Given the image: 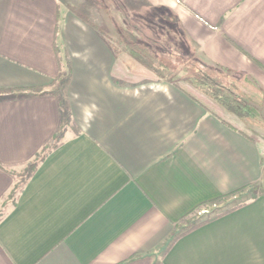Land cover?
<instances>
[{
    "label": "crops",
    "instance_id": "obj_1",
    "mask_svg": "<svg viewBox=\"0 0 264 264\" xmlns=\"http://www.w3.org/2000/svg\"><path fill=\"white\" fill-rule=\"evenodd\" d=\"M111 5L114 33L173 77L62 0H0V264H264V193L192 222L263 179L264 0ZM182 75L219 80L237 107Z\"/></svg>",
    "mask_w": 264,
    "mask_h": 264
},
{
    "label": "trees",
    "instance_id": "obj_2",
    "mask_svg": "<svg viewBox=\"0 0 264 264\" xmlns=\"http://www.w3.org/2000/svg\"><path fill=\"white\" fill-rule=\"evenodd\" d=\"M66 6L73 11L77 16L82 18L88 25L92 27L95 31L107 37V40L112 44L116 45L119 49L129 52L133 55L136 60L150 69L157 78L162 79L164 77H173L164 75L163 71L167 64L162 60L154 57L149 50L142 47V45L136 42V38L133 36L132 32L127 31L124 28H119L113 35L117 38L103 34L104 19L102 10L104 9L102 0H62ZM183 81L194 86V83L199 85L205 93H211L216 99L220 100V103L226 107H237V100L229 93L223 90L222 83L219 80L213 79L209 76H202V78L197 80L195 75H182L180 76ZM39 90H29V95L38 94ZM64 131V126L59 129V131L54 132L43 145L42 152L34 158L32 162L27 165V173L25 175L24 181L21 183L20 187H14L12 192H18L22 189L26 181L31 177L35 171L37 165L44 159L46 154L57 145L62 137ZM1 166V165H0ZM246 189V188H245ZM243 190V189H242ZM248 192L250 194V199H254L258 194L264 193V173L263 179L259 185L248 187ZM17 196V195H16ZM16 198V197H15ZM15 201V200H14ZM13 201V203H14Z\"/></svg>",
    "mask_w": 264,
    "mask_h": 264
},
{
    "label": "rangeland",
    "instance_id": "obj_3",
    "mask_svg": "<svg viewBox=\"0 0 264 264\" xmlns=\"http://www.w3.org/2000/svg\"><path fill=\"white\" fill-rule=\"evenodd\" d=\"M103 2V6L104 9L102 10V14H103V19H104V26L102 28L103 30V34L108 35V37L111 38V36H113L114 34V30L116 28L111 27L110 24V19L109 17L111 16V0H102ZM124 4V3H123ZM122 4V5H123ZM117 16V15H115ZM119 28H124V26H120ZM107 38V37H106ZM164 63H168L166 60H162ZM34 160V159H33ZM32 160V161H33ZM31 161V162H32ZM27 165L28 163L23 167V169L20 171L19 175H18V184H17V188L20 187L21 183L24 181L25 179V175H26V171H27ZM17 195V191L16 192H11V194L8 196L7 198V202L6 205H10L11 203H13V201L15 200V197ZM250 199V194L248 192V188L243 189L235 194H232L230 196H226L223 198H219L217 200H215V202L204 206L205 209L207 210V213H203L201 215H195L194 218L192 219V222H198L201 221L202 219L206 218V217H210V216H216L244 201H248Z\"/></svg>",
    "mask_w": 264,
    "mask_h": 264
}]
</instances>
